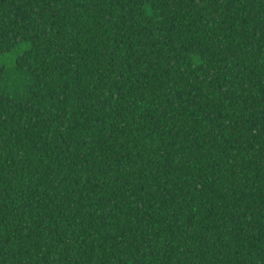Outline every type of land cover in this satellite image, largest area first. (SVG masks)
I'll use <instances>...</instances> for the list:
<instances>
[{
    "label": "trees",
    "instance_id": "obj_1",
    "mask_svg": "<svg viewBox=\"0 0 264 264\" xmlns=\"http://www.w3.org/2000/svg\"><path fill=\"white\" fill-rule=\"evenodd\" d=\"M0 264H264V0H0Z\"/></svg>",
    "mask_w": 264,
    "mask_h": 264
}]
</instances>
